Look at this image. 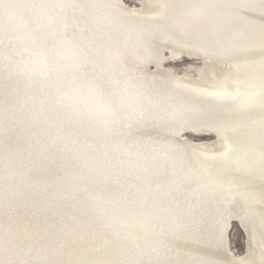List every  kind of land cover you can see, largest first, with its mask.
Returning <instances> with one entry per match:
<instances>
[{"label": "bare ground", "instance_id": "1", "mask_svg": "<svg viewBox=\"0 0 264 264\" xmlns=\"http://www.w3.org/2000/svg\"><path fill=\"white\" fill-rule=\"evenodd\" d=\"M5 1L50 64L48 76L39 68L37 94L72 127L73 138L105 144L103 158L116 168L94 153L88 162L115 188L103 186L98 195H125L128 207H102L72 187L58 201L41 185L17 195L11 185L25 184L27 176L3 163L0 264L92 263L103 255L111 264H264V0H145L142 9L119 0ZM2 33L1 72L8 78L10 66L18 69L13 59L22 57L18 71L34 86L28 54L8 47ZM183 56L201 57L199 78L164 67ZM100 98L119 110L106 112ZM185 130L218 139L191 141ZM231 219L246 235L244 256L228 249ZM90 230L107 242L100 255L83 248ZM34 241L43 252L30 260Z\"/></svg>", "mask_w": 264, "mask_h": 264}, {"label": "rangeland", "instance_id": "2", "mask_svg": "<svg viewBox=\"0 0 264 264\" xmlns=\"http://www.w3.org/2000/svg\"><path fill=\"white\" fill-rule=\"evenodd\" d=\"M119 2L132 9H142L145 5V0H119ZM9 5L12 6L11 3L0 0V32H3L2 35L3 38H6V43L10 41L9 46L7 43L8 47L15 49L16 52L28 54V56L25 54L26 57L24 56V59H26V63L29 62L28 65L33 67L34 73L36 74L34 78L36 84L34 86H32V83L27 85L25 79L21 78L23 75L18 71L21 66L18 62L19 60L23 61L22 57L13 59L11 65L15 64L18 69L14 70L13 67L10 66L7 71L10 76L9 78H6V73L0 70V165L3 163L13 164L27 176L25 184H12L11 188L16 189L17 195L29 196L33 194L35 186H45V191L50 195V200L58 201L61 199V196L67 195L69 187H72V189L78 193V198H88L90 201L96 198L102 203V207H105L106 203L111 204V202H113L114 205L122 204L128 207L124 200L125 195H123V197L121 194L111 193L110 195L113 197H107L105 200L100 199L98 195V192L101 191V187L103 186H106L107 190H109V188L112 190L115 188L113 181L105 177V172L98 170V167L95 168L88 162V158H90L89 155L92 153H94V156L101 157L102 160H104V155L102 154H105L103 150L105 146L104 143L100 142L98 138H95V141L92 140L94 148L98 149V151H94L95 149L90 142L88 144L81 142L76 137L73 138L71 134H69L71 138L70 141H67L68 147L63 143V140L67 139V135H62L67 134L68 130L64 128L55 117L56 112L54 113L51 111L47 103L45 104L43 98L36 92V89L39 92L41 89L39 81H42V77L39 78V68H41L42 65L47 68L48 71H46V76H48L52 72L49 69L51 68L50 64L46 61L44 56L38 55L40 54V49H37L35 42L26 34L25 25L17 20L16 15L10 10ZM54 34L56 35L55 32ZM0 38H2V36H0ZM0 48L4 51L5 45H1ZM31 53H33L35 58L30 59ZM161 53L169 57L168 49H162ZM191 64L194 65V71L186 69V66ZM201 66H203L201 57L193 58L183 56L172 61L167 59L164 63V67H172L178 75L190 73L195 77L200 76L196 70L200 69ZM225 66L227 67V65ZM77 68H81V66H77ZM149 69L153 70L155 67L150 65ZM13 72H15V74ZM80 72L86 77L88 83L93 82L91 76L86 74L88 73L87 71L85 73V70L80 69ZM55 76V72H53V81ZM66 93L68 96L71 94L67 89ZM101 96L104 98L103 95ZM92 99L94 100L93 96ZM101 101L105 105L103 110L108 113H110V111L113 112L112 110L117 107L114 101L108 100L109 102L107 101L106 103L103 99H101ZM54 103L59 105L56 101H54ZM81 108L80 110L82 111ZM117 108L119 110V107ZM87 111L90 114L93 113L92 111ZM87 111L85 110L84 112L88 113ZM64 113L68 116L67 111ZM182 135L195 142L215 141L218 139L217 136L212 133H210V136H205V134L191 131L190 134L183 133ZM103 136L105 138L104 140L107 141L108 137L106 133H104ZM98 142L101 144L100 146L97 145ZM132 142L134 143V141ZM131 152L136 154L140 161L145 160L140 157L141 155H139L138 152L134 150H131ZM104 161L109 168L111 166V161L107 159ZM115 168L116 167H113L112 169ZM118 168L121 169L120 167ZM83 172L89 176L88 179L81 178L83 177ZM6 193L7 192H5L0 185V197H6ZM130 220L132 223L136 224L135 227H138L137 221L139 219L137 213L131 212ZM9 228H12V226H9ZM226 240L230 252H233L236 256H244L247 254V238L237 219L232 223L230 222L226 232ZM81 243L83 244V248L93 255H100L107 248V242L100 237L99 231L97 230L88 231L86 233V239H83ZM34 244H36V247L39 246L37 241H34ZM61 244L63 247L68 248V242L66 240H63ZM42 252L43 248L38 247L37 250H33L28 254V258L33 260L35 255ZM205 253V248H199V254H202L200 256L204 257ZM90 262L91 261L82 259L79 261V264H111L108 255H103V257L96 258L92 263ZM153 264L156 263L153 262ZM158 264H160L159 261Z\"/></svg>", "mask_w": 264, "mask_h": 264}, {"label": "trees", "instance_id": "3", "mask_svg": "<svg viewBox=\"0 0 264 264\" xmlns=\"http://www.w3.org/2000/svg\"><path fill=\"white\" fill-rule=\"evenodd\" d=\"M40 71V70H39ZM10 76H8V78H9ZM22 78V77H21ZM37 91V90H36ZM60 123H61V125L64 127V128H66L67 129V127L68 128H70V129H72V127H70V125L69 124H67L66 122H63V121H60ZM65 135H67V140L68 141H70V137H69V133H67V134H63L62 136H65Z\"/></svg>", "mask_w": 264, "mask_h": 264}, {"label": "water", "instance_id": "4", "mask_svg": "<svg viewBox=\"0 0 264 264\" xmlns=\"http://www.w3.org/2000/svg\"><path fill=\"white\" fill-rule=\"evenodd\" d=\"M190 132H191V131H189V130H185V131H184L185 134H190ZM205 136H210V133H207V132H206V133H205ZM233 221H235V219H231L230 222L232 223ZM230 226H231V225H230Z\"/></svg>", "mask_w": 264, "mask_h": 264}]
</instances>
